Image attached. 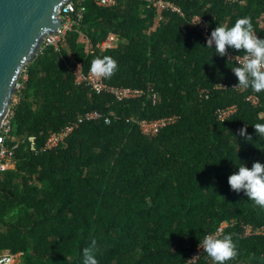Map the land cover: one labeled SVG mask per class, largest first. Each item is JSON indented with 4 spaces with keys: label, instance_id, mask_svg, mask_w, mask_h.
<instances>
[{
    "label": "trees",
    "instance_id": "1",
    "mask_svg": "<svg viewBox=\"0 0 264 264\" xmlns=\"http://www.w3.org/2000/svg\"><path fill=\"white\" fill-rule=\"evenodd\" d=\"M165 1L184 16L159 14L150 0L108 8L86 0L82 21L59 47L24 67L27 80L10 107L13 168L0 172V255L16 264H83L82 249L95 241L98 264H190L203 235L226 223L220 237L230 235L237 249L226 264H264V237H242L243 225H264V207L228 184L239 160L264 163V137L253 128L264 123V90L232 87L236 63L206 48L191 25L200 15L211 33L247 16L264 38V0ZM110 35L116 42L104 50ZM96 56L116 61L106 84L144 96L118 101L77 84L71 68L81 63L87 73ZM232 105L237 112L219 121L216 111ZM89 111L103 118L78 123ZM174 115L178 122L155 137L135 122ZM69 123L76 126L65 141L45 150L50 133ZM195 264L212 261L204 253Z\"/></svg>",
    "mask_w": 264,
    "mask_h": 264
},
{
    "label": "built area",
    "instance_id": "2",
    "mask_svg": "<svg viewBox=\"0 0 264 264\" xmlns=\"http://www.w3.org/2000/svg\"><path fill=\"white\" fill-rule=\"evenodd\" d=\"M86 0H70L65 4L63 11L60 13L62 17V26L54 33L49 34L43 40L41 46V51L47 47L58 48L59 45L64 41L68 32L72 31L76 25H78L83 19V13L85 11V7L82 5ZM226 1H234V0H226ZM118 0H95L96 5L100 7H114L117 4ZM151 5L156 8L159 14L163 12H171L178 14L180 16H184L181 8L171 1L165 0H150ZM191 25L196 28L198 32H200L203 42L206 45V40L210 36V27L205 18L200 15H195L191 18ZM116 42V38L113 35H110L105 41L102 42L101 47L104 50L111 49L113 44ZM207 46V45H206ZM214 48V45H213ZM246 53L242 55L233 54L228 49H226L224 57L233 63L239 64L242 62V58ZM73 75L75 77V82L77 84H86L88 85L94 92L97 94H109L112 95L118 101H125L129 99L141 98L144 96V91L139 89H133L129 87H118L111 86L106 84L104 77H95L90 70L85 73L83 66L81 63H76L71 68ZM23 72V71H22ZM22 81L20 79L17 83L16 89L17 91L23 88L24 82L27 80V74H21ZM235 89H238L237 86H232ZM228 86L225 84H217L215 89H227ZM202 94H205L206 97L208 95V90H202ZM152 98L155 99V94L152 95ZM19 97L14 96V103H17ZM247 101L254 106L260 104L258 97L255 95H251L247 98ZM237 112V107L235 105L218 109L216 111V116L219 121H226L232 115ZM103 118V114L98 111H89L84 113L79 117L78 123H89L96 122ZM179 116L174 115L170 117H163L156 120H135L141 133L148 137L157 136L164 128L176 124L179 120ZM106 123H110V119H105ZM75 123H69L59 132L50 133L48 139L45 142L44 149L45 150H54L58 148L65 139L72 133ZM12 126H11V112L9 111L7 117L4 119L0 131V172L7 171L13 168V151L8 147L7 141L11 137ZM31 149L35 151L34 138H30ZM227 226L226 223L221 224V226L213 233L220 236ZM244 238H253V237H264V225L259 224H245L242 226ZM205 252L203 248L197 246L190 258L188 263L195 264L201 258V256ZM16 262V257L14 255L5 253L0 255V264H14Z\"/></svg>",
    "mask_w": 264,
    "mask_h": 264
},
{
    "label": "clouds",
    "instance_id": "3",
    "mask_svg": "<svg viewBox=\"0 0 264 264\" xmlns=\"http://www.w3.org/2000/svg\"><path fill=\"white\" fill-rule=\"evenodd\" d=\"M206 45V48L213 49L216 55L222 57L226 49L245 50L242 62L231 68L238 80L236 86L250 87L257 92L264 90V38L254 34L250 17H240L230 27L216 25L207 38ZM115 68L116 61L109 56H96L90 62V72L95 77H110ZM253 128L256 136L264 137V123H256ZM239 135L246 137L247 141L252 139L251 135L246 136L245 128L239 130ZM232 137L237 141L235 135L232 134ZM239 161L236 171L228 176L230 188L237 193L243 190L249 200L264 207V163L257 160L248 167L245 162ZM198 246L203 248L212 264H226L237 254L235 243L227 234L220 237L215 233H206L199 240ZM82 254L83 264H98L95 241L83 248Z\"/></svg>",
    "mask_w": 264,
    "mask_h": 264
},
{
    "label": "water",
    "instance_id": "4",
    "mask_svg": "<svg viewBox=\"0 0 264 264\" xmlns=\"http://www.w3.org/2000/svg\"><path fill=\"white\" fill-rule=\"evenodd\" d=\"M70 0H0V131L24 67L41 54L43 40L62 26Z\"/></svg>",
    "mask_w": 264,
    "mask_h": 264
},
{
    "label": "rangeland",
    "instance_id": "5",
    "mask_svg": "<svg viewBox=\"0 0 264 264\" xmlns=\"http://www.w3.org/2000/svg\"><path fill=\"white\" fill-rule=\"evenodd\" d=\"M14 264H16V262H14Z\"/></svg>",
    "mask_w": 264,
    "mask_h": 264
}]
</instances>
